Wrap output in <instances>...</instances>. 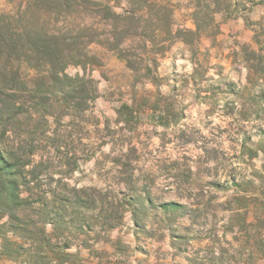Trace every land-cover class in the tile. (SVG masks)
Here are the masks:
<instances>
[{
    "label": "rangeland",
    "instance_id": "obj_1",
    "mask_svg": "<svg viewBox=\"0 0 264 264\" xmlns=\"http://www.w3.org/2000/svg\"><path fill=\"white\" fill-rule=\"evenodd\" d=\"M29 1L0 0V14ZM168 1L172 32L154 49L91 45L94 66L66 70L96 97L51 121L59 149L34 158L60 225L73 221L46 224L36 264H264V0ZM74 191L86 203L70 210L59 199ZM27 249L0 264H28Z\"/></svg>",
    "mask_w": 264,
    "mask_h": 264
},
{
    "label": "trees",
    "instance_id": "obj_2",
    "mask_svg": "<svg viewBox=\"0 0 264 264\" xmlns=\"http://www.w3.org/2000/svg\"><path fill=\"white\" fill-rule=\"evenodd\" d=\"M110 1L126 3L127 12L115 14ZM171 18L168 0H30L16 12L0 14V260L20 258L26 245L31 249L24 250L25 262L36 264L50 244L46 224L66 229L73 222L60 225L64 211L48 204L58 196L41 183L44 161H34L48 146L59 149L52 138L59 131H50L49 123L77 119L96 97L92 79L66 70L94 66L91 45L125 59L132 49L127 43L139 40L147 53L148 42L154 49L157 36H170ZM40 121L47 125L41 133ZM32 134L42 139L35 141ZM59 201L70 210L86 203L76 191ZM31 213L44 220L41 227H31Z\"/></svg>",
    "mask_w": 264,
    "mask_h": 264
}]
</instances>
